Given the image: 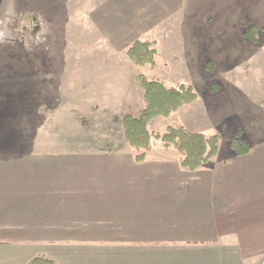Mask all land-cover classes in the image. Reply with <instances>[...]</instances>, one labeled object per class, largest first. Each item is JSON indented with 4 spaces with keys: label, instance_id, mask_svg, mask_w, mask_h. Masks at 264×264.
I'll return each instance as SVG.
<instances>
[{
    "label": "rangeland",
    "instance_id": "rangeland-1",
    "mask_svg": "<svg viewBox=\"0 0 264 264\" xmlns=\"http://www.w3.org/2000/svg\"><path fill=\"white\" fill-rule=\"evenodd\" d=\"M254 25L253 43L244 32ZM135 40L153 43L154 65L129 60ZM140 74L189 85L197 98L149 122L152 155L135 163L121 119L144 106ZM168 126L217 135V156L228 164L184 169L179 152L160 139ZM237 130L243 139H264V0H0V174L23 165L4 155L39 151L49 135L58 153H112L147 170L153 183L238 185L261 153L252 166L243 156L228 158ZM236 195L217 207H241ZM191 216L180 226L197 241H167L151 264H264L262 238L232 230L256 231L258 221L248 226L249 217L216 235L209 213Z\"/></svg>",
    "mask_w": 264,
    "mask_h": 264
},
{
    "label": "crops",
    "instance_id": "crops-1",
    "mask_svg": "<svg viewBox=\"0 0 264 264\" xmlns=\"http://www.w3.org/2000/svg\"><path fill=\"white\" fill-rule=\"evenodd\" d=\"M243 140L248 152L238 154L229 146L228 158L243 156L252 166V155H261L257 168L243 172L238 185L153 183L147 170L129 167L131 160L150 157L149 151L143 160L133 156L126 163L106 152L58 153L49 135L39 151L4 155L23 165L0 174V264H28L37 257L54 264H151L153 255L165 252L157 250L167 241H197L185 238L180 224L200 212L209 213L216 235L231 233L232 225L250 217L248 226L258 221L256 231L233 232L240 239L264 241V139ZM255 147L260 151L253 153ZM217 154L208 166L191 172H210L213 163L227 165ZM234 190L241 207H217L219 201L227 205Z\"/></svg>",
    "mask_w": 264,
    "mask_h": 264
},
{
    "label": "trees",
    "instance_id": "trees-1",
    "mask_svg": "<svg viewBox=\"0 0 264 264\" xmlns=\"http://www.w3.org/2000/svg\"><path fill=\"white\" fill-rule=\"evenodd\" d=\"M258 30L259 28L254 25L246 30L244 35L254 43L257 41ZM126 54L134 65L152 66L156 51L152 42L135 40L128 47ZM137 79L143 90L144 106L139 109L136 117L129 113L124 114L121 123L126 141L138 151L135 159L141 161L151 148L149 122L159 117H169L181 107L194 102L197 94L189 85L167 86L159 80H148L141 74ZM160 139L165 146H174L180 155V165L190 171L200 168L217 154V135L206 136L199 132H190L183 128L173 129L168 126ZM229 146L238 154L248 152V145L241 138L240 130L235 132V137L229 142ZM28 264H54V262L37 257Z\"/></svg>",
    "mask_w": 264,
    "mask_h": 264
}]
</instances>
